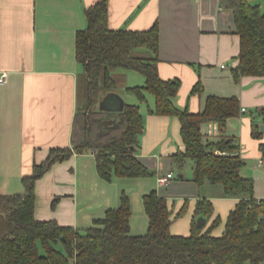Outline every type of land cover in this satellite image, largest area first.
Listing matches in <instances>:
<instances>
[{"label": "crops", "instance_id": "0c3cea01", "mask_svg": "<svg viewBox=\"0 0 264 264\" xmlns=\"http://www.w3.org/2000/svg\"><path fill=\"white\" fill-rule=\"evenodd\" d=\"M97 1L0 0V69L9 73L8 81L0 85V195L24 192L23 177L33 172L34 165L45 161L52 149L71 147L73 120L85 102L76 35L87 27L85 8ZM252 1L264 12V0ZM154 24L159 28V74L181 81L177 106L196 113L204 109L210 95L239 98L241 114L228 120L223 135L238 146L245 163L241 174L254 181L255 197L264 199L259 150L264 131L263 139L252 135L253 115L264 107V76L234 80L241 38L233 12L221 0H109L112 29L144 31ZM137 80L145 84L144 76ZM199 82L202 91L193 93ZM118 94L125 103L129 99L140 105L144 129L137 156L153 175L107 181L97 171L95 153L74 152L36 181L35 217L84 229L103 219L108 209L118 208L126 192L131 200V234L142 235L149 228L143 197L156 190L171 210L172 234H190L196 203L207 198L214 214L205 228L220 217L213 234L221 235L239 198L226 196L220 184L194 182L191 160L183 166L173 161V154L185 150L181 123L176 116L156 114L152 94L147 93L146 102L127 88L125 95ZM258 120L264 125L263 117ZM203 132L210 142L221 137L215 122L205 124ZM170 172L171 182L161 185L159 177ZM188 191L195 192L190 203L184 195Z\"/></svg>", "mask_w": 264, "mask_h": 264}, {"label": "trees", "instance_id": "16d2710c", "mask_svg": "<svg viewBox=\"0 0 264 264\" xmlns=\"http://www.w3.org/2000/svg\"><path fill=\"white\" fill-rule=\"evenodd\" d=\"M221 4L233 12L241 38L234 80L238 83L243 76H264V12L252 0H221ZM84 12L87 27L77 32L76 55L84 68L85 102L73 120L71 147L52 149L45 161L34 165L33 172L23 177L24 192L0 195V264L263 263L264 199L255 197L254 181L241 174L245 163L238 146L223 135L228 120L241 114L239 98L210 95L202 111L180 108L175 98L181 81L163 79L158 71V25L144 31L112 29L109 0H99ZM117 69L145 77L144 85L127 87L140 102L147 101V93L152 94L156 114L178 117L185 150L173 154V161L183 166L191 160L194 182L220 184L226 196L239 198L221 235L213 234L221 224L220 217L208 228L197 224V217L208 221L214 214L213 203L207 198L196 203L190 234H172L171 210L156 190L143 197L149 228L142 235L131 234V200L126 192L118 208L108 209L103 219L84 229L35 217L36 181L55 162L74 152L95 153L97 171L107 181L153 175L137 156L144 129L140 105L125 103L121 112L98 107L107 94L117 92ZM202 89L199 82L192 92ZM261 117L264 121V107L253 115L252 135L263 139ZM210 122L218 124L221 137L216 142L207 140L203 132V126ZM259 150L264 159V140Z\"/></svg>", "mask_w": 264, "mask_h": 264}, {"label": "rangeland", "instance_id": "374dc122", "mask_svg": "<svg viewBox=\"0 0 264 264\" xmlns=\"http://www.w3.org/2000/svg\"><path fill=\"white\" fill-rule=\"evenodd\" d=\"M114 74H115V77H116L118 84H119L117 92L120 94L125 95L126 88L128 86H140L142 84L141 81L137 80V79H143L142 74H139V73L138 74H131L132 76H130V72L128 70H124V69H117L114 72ZM133 75L135 78L133 77ZM134 97H136V96H134ZM81 98L82 99L84 98V83L81 86ZM126 102L128 104H136V103H132L131 101H129V99ZM186 171H188V170L186 169ZM190 183H192V182H190ZM196 187H198V186H196ZM184 195L189 196L188 199H189V203H190L192 201L191 197L195 196V192L188 191L187 194H184Z\"/></svg>", "mask_w": 264, "mask_h": 264}, {"label": "water", "instance_id": "95a60500", "mask_svg": "<svg viewBox=\"0 0 264 264\" xmlns=\"http://www.w3.org/2000/svg\"><path fill=\"white\" fill-rule=\"evenodd\" d=\"M125 101L117 92L107 94L100 102V109L111 112H121L124 109ZM264 131V125H261V132ZM199 227L207 224V218L204 216L197 217Z\"/></svg>", "mask_w": 264, "mask_h": 264}, {"label": "built area", "instance_id": "2783aa9c", "mask_svg": "<svg viewBox=\"0 0 264 264\" xmlns=\"http://www.w3.org/2000/svg\"><path fill=\"white\" fill-rule=\"evenodd\" d=\"M8 76H9L8 71L0 69V85H3L8 81ZM242 110L245 111V108H243ZM260 163L264 164L263 158L260 160ZM173 177H174V174L172 172H170L166 175H162L159 177V183L161 185H168L171 182V180L173 179Z\"/></svg>", "mask_w": 264, "mask_h": 264}]
</instances>
